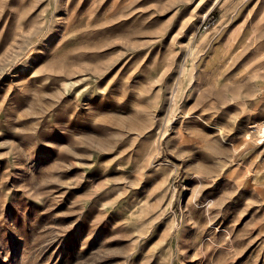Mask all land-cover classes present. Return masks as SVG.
<instances>
[{
    "label": "rangeland",
    "instance_id": "obj_1",
    "mask_svg": "<svg viewBox=\"0 0 264 264\" xmlns=\"http://www.w3.org/2000/svg\"><path fill=\"white\" fill-rule=\"evenodd\" d=\"M0 264H264V0H0Z\"/></svg>",
    "mask_w": 264,
    "mask_h": 264
}]
</instances>
